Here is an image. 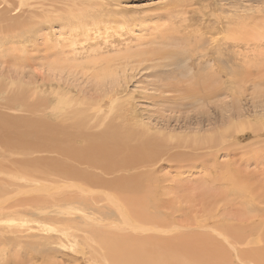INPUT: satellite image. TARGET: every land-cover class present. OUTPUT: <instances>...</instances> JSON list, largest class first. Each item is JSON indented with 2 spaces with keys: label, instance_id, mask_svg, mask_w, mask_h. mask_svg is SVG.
<instances>
[{
  "label": "rangeland",
  "instance_id": "374dc122",
  "mask_svg": "<svg viewBox=\"0 0 264 264\" xmlns=\"http://www.w3.org/2000/svg\"><path fill=\"white\" fill-rule=\"evenodd\" d=\"M212 1L216 3L212 4ZM208 2L209 6L204 10L213 11L218 7L233 9L238 11L242 18L257 17L259 21H255L254 25H248L249 29L248 27L236 29L235 35L233 34L234 46L228 50L221 45L218 51H211L212 45L206 43L198 51L191 52L188 44L192 40L185 42L183 35L180 36L184 28H179L180 35L178 29L176 34L170 29L172 21L168 15L171 14L174 0H110L112 6L118 7L116 10L112 8L115 10L114 16L113 13L108 15L109 21L91 22L92 19H86L78 23L77 20L73 22L44 20L45 22L29 27L18 40L3 42L0 38V117L4 121L0 122L3 123L0 125V162L9 164L8 157L11 155L24 156L29 162L36 160L35 158L54 159L52 155L25 148L28 142L22 143L18 139L25 130L24 126L31 121H42L45 116L71 117L76 109L94 106L100 98H104L107 104L109 98L113 97L112 100L114 98L119 100L118 104L123 103L129 115L133 114L131 121L123 125L129 129L122 128L123 133L132 132L131 138L124 142L131 145H127L129 148L137 149L136 152L147 156L143 157L142 162L151 160L145 165L147 169L142 171L147 177L164 186L162 190L164 193L160 196L155 192L151 193L152 189L132 195H135L136 202L140 201L138 203H151L152 206L153 203L156 205L158 203L159 207L155 206L152 212L157 214V221L160 220L159 222L166 225L167 229L162 233L150 232L149 235H154L155 243L165 246L166 249L163 247L165 251L161 252L173 256L179 253L178 257L186 259L184 264L261 262L264 264V258L261 259L262 253L253 255L260 262L252 256L248 257L252 255L253 248L264 249V237L260 234L264 235L261 228L264 225V0H208ZM15 12L10 15L19 14L17 8ZM41 12L43 13V10ZM221 15L231 14L226 12ZM164 36L174 41L162 44L161 38ZM219 67L222 73L216 72ZM9 103L11 104L7 109ZM109 110L111 109L107 107L106 113ZM115 114L116 112L109 120L117 116ZM20 146L25 152L17 149ZM20 169L11 172L15 179L20 178L23 173L28 180L38 178L33 174L37 168ZM44 171L54 175L53 171ZM41 182L48 193H45L46 190L40 191L42 188L41 184L39 186L40 182L28 183V197L32 195L30 190L37 189L39 194H47L46 197H49L50 193L58 197L59 194L72 195L70 191L74 192V189L75 193L89 197L88 187L84 185H77L78 189H72L68 188L72 187V182H65L70 185L65 183L62 185V180L52 177L48 180L43 178ZM48 187L53 188V191ZM58 190L61 192L56 193ZM104 192L113 196L108 190H96L95 194L101 205L110 202H107ZM32 193L34 196V192ZM63 197L59 199L60 208L69 210L61 212H73L75 221L80 218L76 222L79 223L86 215L82 212L87 207L80 203L72 206L62 205L61 203L68 202ZM233 211L241 212V216L247 217L245 220L247 224L252 223L258 227L259 233L249 231L248 235L251 236L246 235V239L249 237L247 242L250 245L234 243V247H231L232 244L223 241L225 238H231L229 234L233 236L236 230L235 233L244 232L238 227H233L236 228L234 231L230 230L232 224L240 225L241 220V216L240 220L238 217L239 213L236 216ZM94 212L97 213L96 216ZM94 212L93 214L89 212L91 214L88 215L94 218L105 213L103 208L100 209L101 213ZM228 214L235 215L239 221L236 217L227 219L230 218ZM111 215L109 220L99 217L100 219L95 218L91 222L94 221L95 226L101 224L100 226L106 228L105 225L113 222L112 219L116 220L119 214L114 212ZM166 216L175 222L169 221ZM221 217L223 219H220ZM64 220L60 219L57 226L61 236L63 233L61 231H65L68 226ZM224 220L229 221L224 223ZM258 220L263 222V225L261 223L258 225ZM218 222L226 225L230 222L231 226L227 229L226 227L217 229L215 226L219 225ZM199 224L203 225V230L205 226L207 229L203 231ZM36 226H38L36 223L33 226L30 224V227ZM38 227L50 228L41 223ZM110 227H113L112 223ZM79 228L75 227L70 232L75 234ZM77 234L79 237L84 235L81 230ZM24 237L13 236L15 240L8 250L12 259L16 261H24L22 254L26 252L25 244L18 242H25ZM39 238L38 235L36 239ZM76 240L72 244L66 245L64 242V245L54 246L57 248L49 250L45 256L48 260L27 261L26 264H87L82 260L84 258L81 254V250L86 247L82 246L81 238ZM219 244L224 246L225 250ZM199 245H202V249L197 248ZM248 246L250 248H246L248 250L246 252L249 254L240 251L241 247ZM47 249L49 246L45 248ZM5 250L0 244V261L6 259L1 262L3 264L10 259ZM191 250H199V253H188ZM236 250L242 255L239 256L240 253ZM222 253L225 255L221 256Z\"/></svg>",
  "mask_w": 264,
  "mask_h": 264
},
{
  "label": "bare ground",
  "instance_id": "6f19581e",
  "mask_svg": "<svg viewBox=\"0 0 264 264\" xmlns=\"http://www.w3.org/2000/svg\"><path fill=\"white\" fill-rule=\"evenodd\" d=\"M215 3L216 2L212 1V4ZM207 6H209L208 0H174V3L172 4L171 8V14L170 16L168 15V18L172 21L170 29H173L174 34H176L175 32L178 29L180 35L179 28H184V31L180 36L183 35L185 42L188 40H192L188 44V47H190V49L192 50L191 52L198 51V49L200 47H203L206 43H210L212 45L210 49L211 51H218L221 45L225 46L226 50H228L234 46V31L236 29L238 30L239 28L243 29L245 27H248V25L253 24L255 21L257 22V20L259 19L257 17L251 16L249 18H242V16L238 14V11L233 9H225L218 7L213 9V11H207L208 9L204 10ZM113 7L114 6L111 5L110 0H0V38L3 40V42H13L15 40H18L20 36H24L23 33H26L29 30V27L31 28L33 24H35L34 26H36L38 23H41L44 20L48 22L50 20L54 22H73L74 20H77L78 23L86 19H92L91 22H97L100 20L109 21L110 18H108V15L113 13L116 10V7L118 6L114 8ZM15 8H17L19 14L10 15L13 11L15 12ZM112 8L115 10L113 11ZM42 10L43 13L41 12ZM216 12H221V14H225L227 12V14L231 15L223 16L221 14H216ZM118 14L120 15L121 13ZM25 15L28 16L25 18ZM115 16H117V14ZM189 29L191 30L186 32ZM166 38L167 36L161 38L162 44H165L166 42L169 43L170 40L174 41L173 39ZM192 42L195 44L190 45V43ZM171 54L177 55V53ZM193 56L195 59V55ZM216 72L222 73L220 67L219 70ZM112 74H115V72H112ZM111 98L113 97H110V100L107 103V107L111 109L108 113H106L107 111H105L107 109V104L105 103L106 100L104 98H100L94 106H84L85 108L82 107L81 109L74 110L73 115L71 117H64L58 115L47 118L45 116V119L42 121H31L28 122L26 126H24L25 130L21 132L18 139L22 143L23 141L28 142L25 148L32 149L35 152L38 151L40 153H45L48 156L52 155L55 157H53L54 159H37L34 157L36 160L29 162L27 161V159L24 158V156L20 157L11 155L8 157L9 164L0 162V221L6 222L5 224L0 223V244H2L6 249L5 253L7 255H10L8 250L13 244V241L15 240L13 239V236L24 235V238L26 239L25 242L18 241L19 244H25L24 249L26 250V252L22 254L24 257V261H16L12 259L10 255V259L6 264H26L27 261L35 262L43 259L48 260V258H45V256L48 254L49 250H53V248H55L54 246H58L60 244H63L64 242L66 243V245L72 244L77 241V238H81L82 246L86 247L85 249L81 250V254L84 258L82 260L87 264H184V261L186 259H182L183 257H178L179 253H175V256L168 255L169 253H167V255L163 254L161 250L165 251L163 250V247L164 249H166L165 246L163 244L159 245V243H155L156 239L153 238L154 235H149L150 232L162 233L165 232L164 230L167 229L166 225H163V223L159 222L160 220L157 221V214L155 212H152V209L155 206H158V203L157 205L153 203V206L151 203H138L139 200L136 202L134 197L135 195H132L133 193H141L143 191L146 192L147 190L152 189L151 193L155 192V194H158L157 196H160V194L162 195L164 193L162 191L164 186L160 185L159 182L154 181L152 178L147 177L146 173L142 171V169H147L145 168L147 167L145 165L150 163L151 160H146V162H142L143 157L147 156H145V154H139L140 152H136L137 149L129 148L128 146L131 145L127 144V146L126 142H124L126 139L131 138L132 132L125 131L126 133H123L122 128H128L123 125L124 123L131 121V117L133 116V114L129 115V112H126V110L124 109L123 103L118 104L117 101L119 100L115 98L112 100ZM10 104L11 103L7 104V109H9L8 106ZM75 106L77 105L75 104ZM115 112V115L117 116L109 120ZM49 119H52L53 121ZM0 122H4L2 120V117H0ZM0 125L2 126L3 123H0ZM92 129H94V131H91ZM17 149L25 152V149L22 148V146L17 147ZM142 152L144 151L142 150ZM21 167H33V169L37 168L33 174L35 176H38V178H32L31 180H28L26 174L23 173L20 178L15 179V176L11 174V172H14L16 169L21 170ZM44 170L53 171L54 175H51L50 172H45ZM51 177L54 179L59 178V180H62V185L65 182H72V187L68 188L78 189L79 187H77V185H84V187H88L89 197L82 193H75V189L74 192L73 190L70 191V193H72V195L69 194L70 196H65L61 193L64 197L60 196V194L58 197V195L52 193H50L49 197H46L45 195L47 194H39L37 192L38 189L30 190V193L32 195V192H34V196L30 195L28 197V183L30 184L34 182H40V186V184L42 183L41 180L43 178L45 180H48ZM67 183L65 184L70 185ZM41 185L43 189L41 188V190H39L45 191L46 188L44 190L43 184ZM48 189H51L53 191V188L51 187H48ZM98 189H102L103 191L108 190V193L113 194V196H110L109 194H106L104 192L108 199L107 202L110 201L111 203H106V205H101V203H99L100 199L97 198L95 194V191ZM46 191L45 193H48V190ZM57 192L61 191L58 190L56 191V193ZM171 194L172 193H170V195ZM167 196L169 195L167 194ZM44 197L47 199H44ZM61 197H63V199H67L65 201L71 202L61 203L62 205L72 206L80 203L87 207V209L82 212L86 215L82 217L83 219L80 220L85 225H82L83 223H81L80 221L79 223H76L80 218L75 221V218H73V216L75 217V215L72 214L73 212L69 213L68 211L67 213H64L66 212V210L69 209L60 208L59 199H61ZM141 200L142 202H144L145 198L144 200ZM57 201L59 203H56ZM162 202H160V204ZM101 208H103L105 213L100 212ZM94 211H97L101 214H99L97 217L91 218L89 215ZM114 212L119 215L117 216L116 220L112 219L113 222H109V224L105 225L106 228L104 226H100L101 224L95 226L93 225L95 224V222H91L92 219H100L99 217H105L106 220H109L112 216L111 214H113ZM235 213L236 216L239 213L238 217L240 220L241 212ZM95 214L97 213L94 212V215ZM34 216H37V218H34ZM236 216H230V218L227 219H236ZM166 217L169 221L175 222V220H173L172 218L170 219V217ZM242 217L243 216H241L240 221L238 220V218L236 219L240 222V225H237L236 222H232V220H230V222L235 223L236 226L234 224H232L231 226L230 222L227 223V226L224 223L228 222L229 220L226 222L224 220V223L220 224V220L218 219L219 225L215 226L217 227V229H223L224 227H226L227 229L231 226V231L233 227H238L241 232L244 231L242 233H235L237 230L234 231L236 229L234 228L233 236L232 234H229L228 231L226 232V234L228 233L231 238H225L223 241H225L226 244H232L231 247H234V243L242 245L243 243L249 244V242H247V239L249 237H247L246 239V235H248L249 231H255V233L257 231V233H259V229H257L258 227L256 228V225L252 223L247 224L245 222V220H247V217H243L244 220L242 219ZM60 219H65L64 221H66L68 225L65 231H61L63 232L62 236L57 230V226L59 225L58 222ZM220 219L223 218L221 217ZM35 223L38 226L41 223V225H45L50 228H40L38 226H36L35 228L30 227V224L33 226V224ZM110 223H112L113 227H110ZM260 223L261 225H263V222H259L258 220V225ZM77 225H81V227L79 228V226ZM191 226L193 227V225ZM191 226L189 227L191 228ZM198 226H200L201 228L203 225L199 224ZM75 227H78L79 229H77L76 233L74 234L70 231L73 230V228ZM203 228L204 227H202V230ZM261 228H263L264 230V225ZM93 229H96V231H92ZM205 229H207L206 226ZM205 229L203 231H205ZM80 230L84 233L83 237H79V234H77V232H80ZM193 230L195 232L197 231L196 229ZM263 230L261 229L260 231L263 232ZM217 232L221 231L217 230ZM48 233H50L51 235H48ZM206 233H208V231L205 232V235ZM260 234L262 237H264L262 233ZM38 235L40 236L39 240L36 239ZM162 236L164 235H161V237ZM248 236H251V234H249ZM215 240L217 241V238ZM213 242L217 243L215 241ZM212 244L211 247L213 248ZM47 246H49V249L45 250ZM208 246H210V243ZM208 246L207 249L209 248ZM222 247L220 248L222 249ZM197 248L202 249V245H199ZM246 248L250 247H241L240 251H248L246 250ZM33 249H35L36 251H34ZM253 249L254 251L252 252ZM253 249L251 248L250 250L252 252V255L248 257L252 258L254 257L253 255H259L260 253H262L263 256L261 257V259L264 258L263 248ZM223 250H225V247ZM56 252L57 251H55V253ZM190 252L199 253V250H191L188 253ZM236 252L240 253L239 256L242 255L241 252H238V250H236ZM222 254L221 256L225 255L224 253ZM214 257L216 258V256ZM229 258H231V256ZM254 258L258 261L257 257ZM3 261H6V259H1L0 264H3L1 263ZM215 262L217 261L215 260Z\"/></svg>",
  "mask_w": 264,
  "mask_h": 264
}]
</instances>
